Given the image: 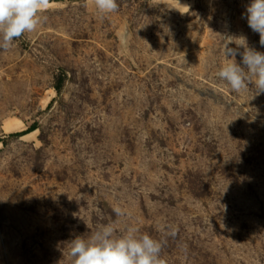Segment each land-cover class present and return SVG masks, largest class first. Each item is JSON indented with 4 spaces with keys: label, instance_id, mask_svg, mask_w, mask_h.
I'll return each mask as SVG.
<instances>
[{
    "label": "rangeland",
    "instance_id": "374dc122",
    "mask_svg": "<svg viewBox=\"0 0 264 264\" xmlns=\"http://www.w3.org/2000/svg\"><path fill=\"white\" fill-rule=\"evenodd\" d=\"M249 2L49 0L0 50V264H70L105 224L166 264H264V93L217 75L234 37L264 52Z\"/></svg>",
    "mask_w": 264,
    "mask_h": 264
},
{
    "label": "clouds",
    "instance_id": "9594fccd",
    "mask_svg": "<svg viewBox=\"0 0 264 264\" xmlns=\"http://www.w3.org/2000/svg\"><path fill=\"white\" fill-rule=\"evenodd\" d=\"M48 3L49 0H0V50L9 51L15 40L45 23L42 14ZM94 5L102 16L119 9L117 0H94ZM243 15L264 47V0H250ZM230 44L236 47H229ZM223 54L227 59L217 72L221 80L237 93L247 90L250 84L256 95L264 93V52L250 47L247 38L240 36L225 43ZM237 55L240 63L235 59ZM113 212L118 217L125 215L120 207H114ZM171 234L174 236L175 232ZM162 248L160 240L137 227L129 226L117 234L112 224H105L87 236L71 239L68 255L70 264H166Z\"/></svg>",
    "mask_w": 264,
    "mask_h": 264
},
{
    "label": "trees",
    "instance_id": "16d2710c",
    "mask_svg": "<svg viewBox=\"0 0 264 264\" xmlns=\"http://www.w3.org/2000/svg\"><path fill=\"white\" fill-rule=\"evenodd\" d=\"M61 80H58L56 83H55V85H54V89L57 91V92H59L60 91V88H61V82H60ZM36 128V125H32L31 127H29L26 131H24L23 133H21V134H24L25 132H27V131H32L33 129H35ZM19 133H16V135H18Z\"/></svg>",
    "mask_w": 264,
    "mask_h": 264
}]
</instances>
